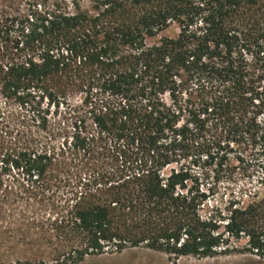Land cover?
<instances>
[{
    "label": "trees",
    "instance_id": "1",
    "mask_svg": "<svg viewBox=\"0 0 264 264\" xmlns=\"http://www.w3.org/2000/svg\"><path fill=\"white\" fill-rule=\"evenodd\" d=\"M83 2L3 0L0 12V97L15 107L16 141L3 165L36 177L32 193L53 213L28 232L50 257L25 264L139 247L209 258L242 239L264 264V0ZM79 91L61 146L22 145ZM103 150L108 167L46 197L55 174L96 166L88 156ZM223 178L246 184L215 207Z\"/></svg>",
    "mask_w": 264,
    "mask_h": 264
},
{
    "label": "rangeland",
    "instance_id": "2",
    "mask_svg": "<svg viewBox=\"0 0 264 264\" xmlns=\"http://www.w3.org/2000/svg\"><path fill=\"white\" fill-rule=\"evenodd\" d=\"M84 5L89 6V0H84ZM3 0H0V12L3 10ZM3 38H0V54L3 56ZM85 94L75 92L70 96L68 104L62 105L60 109L52 107L48 116V128L40 131L37 126H33L32 132L26 133L20 137L23 146H31L33 142H46L50 146L59 147L72 132L71 123L74 117V111L81 110ZM4 97H0V264H25L26 262H36L42 257H50L48 248L38 242L28 233L38 227L45 226L47 218L52 215V210L47 201H42L40 197H35L32 193L31 185L33 179L26 175L22 170L6 171L3 165V156L10 148L15 146V139H10L7 135V121L9 113L14 110ZM68 135V136H67ZM19 138V139H20ZM111 145H114L111 144ZM21 146V145H20ZM104 154H93L88 158L96 166H79L77 162L72 163L70 167L57 176L56 185L53 191L47 193L46 197H51L52 201L57 202L60 195L67 191L68 185L72 183L71 179H78L80 173L86 177L97 168L108 167L111 161L112 153L103 150ZM110 156V158H109ZM197 172H205L204 169L196 167ZM208 182L214 185L212 172ZM57 180H62L57 181ZM61 182V183H60ZM36 184H38L36 182ZM244 180L223 178L216 186L217 194L212 199V205L224 208L230 199L240 193ZM55 192V193H54ZM35 240V241H34ZM246 239L235 242V249L226 254H220L216 257L198 258L194 256L175 257L161 251H154L144 247L133 248L117 254H104L99 256H88L78 264H258L259 259L256 255L245 250ZM50 259V258H49Z\"/></svg>",
    "mask_w": 264,
    "mask_h": 264
}]
</instances>
